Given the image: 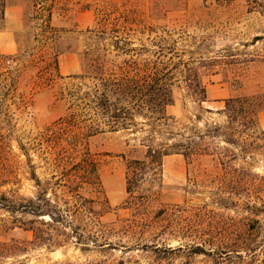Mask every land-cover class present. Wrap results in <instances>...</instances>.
I'll return each instance as SVG.
<instances>
[{
	"label": "rangeland",
	"instance_id": "374dc122",
	"mask_svg": "<svg viewBox=\"0 0 264 264\" xmlns=\"http://www.w3.org/2000/svg\"><path fill=\"white\" fill-rule=\"evenodd\" d=\"M126 28L134 47L154 52L163 40L176 62L166 112L183 123L201 114L202 130L224 125L225 98L264 93V0H6L0 200L35 195L33 173L46 180L79 171L98 214L60 228L59 244L37 246L27 228L33 216L0 206V264H264L263 103L257 129L240 143L210 139L214 154L165 156L160 180L146 178L135 199L126 191V166L146 159L145 134L103 125L95 134L74 132L76 120L90 117L78 90L99 75L91 59H116L112 41ZM144 28L155 32L141 35ZM191 53L206 60L203 109L183 79ZM62 155L70 160L65 170ZM14 244L25 250L10 254Z\"/></svg>",
	"mask_w": 264,
	"mask_h": 264
},
{
	"label": "trees",
	"instance_id": "16d2710c",
	"mask_svg": "<svg viewBox=\"0 0 264 264\" xmlns=\"http://www.w3.org/2000/svg\"><path fill=\"white\" fill-rule=\"evenodd\" d=\"M5 10L6 0H0V22L5 19ZM123 30L122 35L119 38L116 37L119 35H115L116 39L112 41L114 49L118 51L116 59L108 55L91 59L96 63L99 75L92 77L94 83L85 85V91L81 93L78 90L80 102L90 117L85 121L76 120L74 132L80 135L89 130L95 134L103 125L108 131L127 130L145 134L141 144L146 148V159H131L126 166V191L135 199L146 178L160 180L165 156L180 154L189 160L196 155L214 154L216 149H211L207 140L221 138L225 143L235 146L246 132L256 130L259 103L264 104V93L225 98L221 111L226 118L224 125L213 123L202 130L196 125L203 119L201 114L196 115L195 123H183L166 112V108L174 101L170 66H176V62L172 63L171 59V62L168 61L169 57L161 46L163 40L159 37V43L156 44L159 49L153 52L144 44L132 46L129 39L131 28ZM139 32L144 35L155 30L150 29L146 33L144 28ZM98 60L100 63H97ZM205 61L194 56V53L187 61H179L183 62V79L188 93L202 109V104L208 101L201 71ZM90 65L93 66V63ZM82 77L84 75L79 78ZM138 117L142 121H137ZM69 161L68 156L62 155L58 166L65 170ZM78 172H61L64 178L53 175L46 180L33 173L35 195H16L12 199L7 197L4 201L0 200V206L12 214L21 212L33 216L34 219L27 221V228L33 233L32 243L37 246L59 244L63 241L60 236L65 235L60 228L71 226L86 215L98 214L94 207L95 200L83 192L84 181ZM77 227L81 225L74 228ZM23 250L24 247L14 244L8 252L15 254Z\"/></svg>",
	"mask_w": 264,
	"mask_h": 264
}]
</instances>
